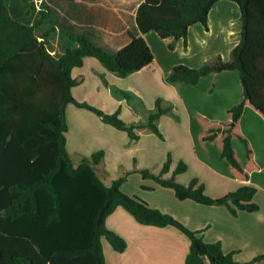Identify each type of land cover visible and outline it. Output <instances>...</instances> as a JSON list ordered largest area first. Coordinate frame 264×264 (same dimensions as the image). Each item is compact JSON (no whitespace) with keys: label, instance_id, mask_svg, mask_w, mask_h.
Wrapping results in <instances>:
<instances>
[{"label":"trees","instance_id":"16d2710c","mask_svg":"<svg viewBox=\"0 0 264 264\" xmlns=\"http://www.w3.org/2000/svg\"><path fill=\"white\" fill-rule=\"evenodd\" d=\"M30 1V2H29ZM0 0V264H106L103 240L123 253L126 240L110 230L107 218L124 208L141 225L174 227L190 240L185 264H264V255L238 262L225 253L220 243H208L174 216L152 208L146 201L127 195L122 185L127 175L107 186L97 168L102 151L75 165L67 151V107L70 104L90 110L104 123L125 131L131 141L141 133L164 137L158 123L161 117L177 120L163 99L145 123L127 124L120 110L109 114L87 102L77 101L72 89L79 85L72 76L84 59H97L109 72L125 78L148 67L154 55L142 36L129 32L131 41L116 52L98 48L85 37L86 31L65 32L48 12L37 9L32 0ZM222 0H144L136 21L142 34L154 31L162 39L172 38L170 50L179 40L187 47L189 29L201 24L209 31V14ZM241 13L239 43L230 59L221 55L200 68L176 65L165 82L170 85H197L202 78L226 71L239 72L240 102L228 110L227 121L198 116V141L204 149L215 146L241 181L259 170L249 141L241 132L240 121L246 108L264 119V0H226ZM41 31V35H39ZM58 38L57 49L51 43ZM112 95L125 100L139 113L143 102L135 94L109 86ZM246 147V162L239 159L234 142ZM171 158L159 173L134 170L172 189L178 200H191L205 206H225L233 216L254 213L257 189L243 186L221 198H212L197 179L189 184L177 181L187 165L179 163L171 175Z\"/></svg>","mask_w":264,"mask_h":264},{"label":"crops","instance_id":"0c3cea01","mask_svg":"<svg viewBox=\"0 0 264 264\" xmlns=\"http://www.w3.org/2000/svg\"><path fill=\"white\" fill-rule=\"evenodd\" d=\"M143 1L68 0L80 12L79 15L89 18V36L93 41L114 53L130 43L129 32H132L145 39L154 55L148 67L125 78L107 71L97 59L87 57L82 67L72 71V76L79 81L72 94L77 101L87 102L106 113L120 110V117L127 124L145 123L160 98L177 120L169 116L159 120L164 140L143 132L139 140L131 141L125 131L104 123L90 110L70 104L66 113L69 126L67 151L75 165L83 158L102 151L104 158L97 168L107 186L128 174L122 185L127 195L141 198L152 208L174 216L189 229L200 232L206 242L220 243L225 253L234 254L236 261L249 262L264 255V119L250 108H246L241 117V132L249 141L259 166L248 181H241L230 172L215 146L201 147L198 141L201 127L197 121L198 116L212 121H227L228 110L242 98L239 72L212 74L191 86L165 82L176 65L200 68L217 55H221L224 61L230 59L231 50L239 40L233 42L234 35H222L218 42H214L211 27L214 20L228 22L231 12L227 8L235 3L217 2L209 14V31L196 24L189 29L187 47L183 40H179L175 49L170 50L172 38L162 39L154 31L140 32L136 16ZM70 15L75 17V14ZM57 43L54 44L55 49ZM109 86L135 94L143 102L144 110L135 113L125 100L112 95ZM234 146L245 164V145L236 140ZM169 157L171 164L167 175H171L179 163H185L187 170L177 176V181L189 184L197 179L212 198L224 197L243 186L256 188L253 201L259 210L241 212L235 217L225 206L181 201L172 189L143 179L134 172L137 169L159 173ZM106 225L123 237L128 245L125 252L118 253L103 240L106 264H185L190 240L174 227L141 225L122 207L107 218Z\"/></svg>","mask_w":264,"mask_h":264},{"label":"rangeland","instance_id":"374dc122","mask_svg":"<svg viewBox=\"0 0 264 264\" xmlns=\"http://www.w3.org/2000/svg\"><path fill=\"white\" fill-rule=\"evenodd\" d=\"M29 1V0H25ZM37 9H43V11L48 12L53 21L61 27L65 32L68 33H80L86 31V39L93 43L98 48L106 50L107 52L112 53L106 49L102 44L97 41H93L89 36V18L79 15L80 12H77V9L73 8L72 4L68 0H32ZM9 4V0H5ZM30 2V1H29ZM232 3V2H230ZM234 5V3H232ZM231 13H229V21L214 20V23L211 27V35L214 42H218L217 39L221 38L222 35H234L233 42L240 41V33L242 30L241 22V13L239 8L236 6H231L227 8ZM70 14H75V17H71ZM234 18V19H233ZM233 20L235 23L233 24ZM227 29V31H226ZM77 31V32H76ZM41 35V31H39ZM236 39V40H235ZM51 43L54 45L58 42V38H52ZM232 42V43H233ZM239 43V42H238ZM237 43V44H238Z\"/></svg>","mask_w":264,"mask_h":264}]
</instances>
